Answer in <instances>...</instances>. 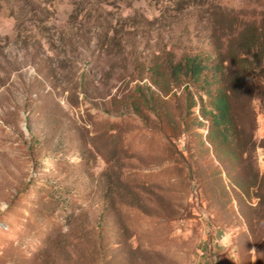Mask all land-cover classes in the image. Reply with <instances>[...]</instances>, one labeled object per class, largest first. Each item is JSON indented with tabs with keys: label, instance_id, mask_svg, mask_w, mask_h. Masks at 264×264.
Returning a JSON list of instances; mask_svg holds the SVG:
<instances>
[{
	"label": "rangeland",
	"instance_id": "rangeland-1",
	"mask_svg": "<svg viewBox=\"0 0 264 264\" xmlns=\"http://www.w3.org/2000/svg\"><path fill=\"white\" fill-rule=\"evenodd\" d=\"M251 37L264 0H0V264H264ZM194 54L229 69L218 148Z\"/></svg>",
	"mask_w": 264,
	"mask_h": 264
},
{
	"label": "trees",
	"instance_id": "trees-1",
	"mask_svg": "<svg viewBox=\"0 0 264 264\" xmlns=\"http://www.w3.org/2000/svg\"><path fill=\"white\" fill-rule=\"evenodd\" d=\"M251 44L245 49L255 51L258 49L260 52L264 48L260 44H254L255 38L251 37ZM249 50H238L232 53L233 57L246 56ZM219 58L220 53L214 54ZM259 58L264 59L263 55ZM241 61L246 62L244 58H239ZM225 60L212 62L210 56H201L200 54L183 56L176 64L171 66L174 75H179L185 80L184 92L187 101L189 96L188 87H193L201 91V96L198 98L202 101V96H205L211 104L209 112L202 117L210 126L211 131L208 135L209 143L218 148L219 145L228 143L236 133L234 130V115L232 113V88L228 83L229 69L224 65ZM228 145V144H227Z\"/></svg>",
	"mask_w": 264,
	"mask_h": 264
}]
</instances>
